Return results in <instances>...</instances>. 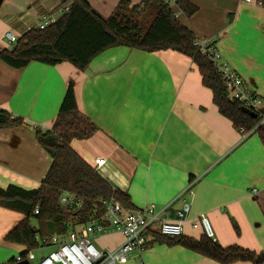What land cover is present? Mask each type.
<instances>
[{
    "label": "crops",
    "instance_id": "obj_1",
    "mask_svg": "<svg viewBox=\"0 0 264 264\" xmlns=\"http://www.w3.org/2000/svg\"><path fill=\"white\" fill-rule=\"evenodd\" d=\"M88 1L108 17L121 0ZM189 1L198 11L191 17L178 11L177 19L197 38L216 39L222 60L264 98L261 1ZM64 2L2 0L0 53L12 47L10 35L20 38L37 27L43 13ZM70 81L80 111L98 128L89 138L73 140V148L114 188L127 193L136 209L172 202L170 214L179 218L176 212L188 201L185 236L199 239L203 231L193 221L206 215L222 246L264 250V145L254 132L242 138L214 103L197 64L172 49L115 46L96 56L85 71L70 62L33 61L15 68L0 57V107L24 120L22 126L0 128L1 186L36 188L46 176L52 157L35 128L53 127ZM97 158L106 162L98 167ZM191 181L194 193L178 198ZM23 218L22 212L0 205V264L25 250L5 239ZM95 240L100 248L113 249L124 237L114 231ZM126 264L218 263L181 245L156 243L143 253L134 251Z\"/></svg>",
    "mask_w": 264,
    "mask_h": 264
},
{
    "label": "trees",
    "instance_id": "obj_2",
    "mask_svg": "<svg viewBox=\"0 0 264 264\" xmlns=\"http://www.w3.org/2000/svg\"><path fill=\"white\" fill-rule=\"evenodd\" d=\"M71 3L70 11L57 22L45 28L35 27L27 31L0 57L15 68H24L33 61L50 65L70 62L85 71L92 60L105 50L115 46H128L148 52L172 49L192 58L202 75V82L213 93L214 103L220 112L237 128L246 132L255 129L264 145V103L257 110L231 100L222 75L211 59L195 45L194 31L181 23L176 13L182 11L193 16L198 7L189 0H177L175 6L165 0H142L132 4L121 0L110 16L98 13L88 0H64ZM264 5V0H260ZM248 108L256 113L246 112ZM24 125L22 117L0 107V128ZM97 126L84 115L78 106L74 82L70 81L59 114L51 129L35 128L42 146L52 157L50 168L36 188L17 184L3 187L0 184V205L24 214L6 236L9 242L23 245L21 258L30 251L49 246L46 241L53 234L66 235L76 224L87 222L92 215L105 214L106 203L112 199L133 207L131 197L114 188L72 146L75 139H86L97 131ZM193 179V178H192ZM70 192L83 200L79 209H70L60 203L61 196ZM39 209V212L36 210ZM35 217L38 225L31 223ZM147 248L159 243L181 245L215 260L218 264L251 261L264 264V250L256 251L239 244L222 246L203 234L199 239L185 235L169 237L151 232ZM16 258L7 264H15Z\"/></svg>",
    "mask_w": 264,
    "mask_h": 264
},
{
    "label": "built area",
    "instance_id": "obj_3",
    "mask_svg": "<svg viewBox=\"0 0 264 264\" xmlns=\"http://www.w3.org/2000/svg\"><path fill=\"white\" fill-rule=\"evenodd\" d=\"M2 0H0L1 3ZM252 3L260 0H244ZM171 6H175L177 0H165ZM71 8L70 2L61 4L58 10L47 11L41 15L37 25L45 28L57 22ZM62 16L59 18V16ZM18 38L10 35L9 42L16 43ZM195 45L199 51L208 56L222 75L228 97L240 101L244 106L257 110L262 107L264 98L257 94L247 83L244 77L229 64L222 60V54L216 46V39L204 37L197 38ZM264 122V119L261 123ZM242 138L245 139L252 134L255 129L246 132L239 129ZM106 162L105 158H97L96 166H102ZM195 181H191L178 198L192 195L194 193ZM61 205L70 209H79L83 205V200L76 194L66 192L61 196ZM172 202L161 207H156L154 203H149L141 209L125 206L118 200L112 199L106 203L105 214L101 217L92 215L87 222L76 224L66 235L53 234L46 241L49 246L54 247L51 253L42 256L36 264H126L129 262L134 251L143 253L150 239L151 232H158L169 237L184 235L183 220L187 219L190 213V202L185 201L183 208L176 212L179 218L170 214ZM39 212V209L36 210ZM194 228H201L203 234L217 241V237L208 216L200 215L193 221ZM119 231L123 234V242L113 249H102L95 238L100 234ZM17 261H22L21 254L16 257ZM33 263L36 260L34 251L28 253L27 258Z\"/></svg>",
    "mask_w": 264,
    "mask_h": 264
},
{
    "label": "rangeland",
    "instance_id": "obj_4",
    "mask_svg": "<svg viewBox=\"0 0 264 264\" xmlns=\"http://www.w3.org/2000/svg\"><path fill=\"white\" fill-rule=\"evenodd\" d=\"M31 223L33 225H38V221L35 217H32L31 218ZM96 241V240H95ZM54 247H51V246H45L41 249H39L38 251L35 252L36 254V260L33 261V263H37V260H39L42 256L44 255H47L48 253L50 254L51 253V250L53 249Z\"/></svg>",
    "mask_w": 264,
    "mask_h": 264
},
{
    "label": "water",
    "instance_id": "obj_5",
    "mask_svg": "<svg viewBox=\"0 0 264 264\" xmlns=\"http://www.w3.org/2000/svg\"><path fill=\"white\" fill-rule=\"evenodd\" d=\"M245 111L251 113L253 116H256V113L248 108H245ZM15 264H32V262L28 259H24L22 261L16 262Z\"/></svg>",
    "mask_w": 264,
    "mask_h": 264
}]
</instances>
